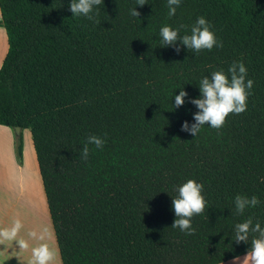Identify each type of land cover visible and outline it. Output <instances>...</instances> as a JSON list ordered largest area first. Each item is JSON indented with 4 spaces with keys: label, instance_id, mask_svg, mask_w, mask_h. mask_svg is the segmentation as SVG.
<instances>
[{
    "label": "trees",
    "instance_id": "1",
    "mask_svg": "<svg viewBox=\"0 0 264 264\" xmlns=\"http://www.w3.org/2000/svg\"><path fill=\"white\" fill-rule=\"evenodd\" d=\"M68 3L0 0V125L30 132L61 263L220 264L246 254L233 226L264 223V0H181L171 17L166 0H102L91 20ZM198 16L221 47L162 45V25H184L183 35ZM234 60L253 81L246 110L219 129L182 131L200 78ZM181 87L188 96L174 107ZM89 135L105 144L83 160ZM188 179L207 201L191 234L171 227V198ZM236 194L261 203L236 214Z\"/></svg>",
    "mask_w": 264,
    "mask_h": 264
},
{
    "label": "clouds",
    "instance_id": "2",
    "mask_svg": "<svg viewBox=\"0 0 264 264\" xmlns=\"http://www.w3.org/2000/svg\"><path fill=\"white\" fill-rule=\"evenodd\" d=\"M101 3L102 0H69L68 9L72 16H84L91 20L94 19L95 6ZM144 4H146V0H138L137 6ZM180 4L181 0H166L169 17L175 15ZM130 14L137 18L139 13L136 11V7L130 9ZM183 27L185 26L162 25L159 29L162 45L175 46L177 51L183 46L194 52H199L202 49L211 50L213 46L217 48L222 46L221 41L212 31L210 22L204 16H198L192 24L190 32L181 35L180 29ZM246 77L247 68L240 60L232 61L227 71L218 69L201 77L198 86L199 95L189 98L188 101L195 106L197 111L192 113L191 121L181 123V130L196 136L206 122L208 127L219 129L229 113L238 114L245 111L247 108L246 100L251 94L250 90L253 85L252 79H246ZM178 89V93L172 97L174 107L182 106L188 96L183 87ZM104 144L105 139L102 136H87L85 143L80 148L81 158L83 160L88 159L89 145L100 149ZM176 193V196L171 198V208L174 213L171 227L179 228L181 232L191 234L195 231L192 227V217L204 211L207 203L203 194V185L196 180L188 179L177 186ZM260 203L261 200L256 195L236 194L233 197L236 214H243L246 209L257 207ZM21 227L20 220L16 219L12 222L11 227L0 229V236L7 239L14 238ZM233 233V241L245 242L249 245L242 264H264V223L259 219L254 221L252 216H248L233 226ZM250 234L255 235L252 236L249 244ZM30 235L36 236L35 233H30ZM36 239L42 240L43 236H36ZM20 244L27 246L24 241H21ZM51 255L45 243H40L32 248L33 264H47ZM237 259L234 257L233 261Z\"/></svg>",
    "mask_w": 264,
    "mask_h": 264
},
{
    "label": "crops",
    "instance_id": "3",
    "mask_svg": "<svg viewBox=\"0 0 264 264\" xmlns=\"http://www.w3.org/2000/svg\"><path fill=\"white\" fill-rule=\"evenodd\" d=\"M7 48L6 32L0 26V67ZM22 132L23 130H20V136ZM15 138L13 128L0 125V229L11 227L12 222L16 219H19L22 225L14 238L7 239L0 236V264H33V247L40 243H45L48 249L51 250L50 244L54 248H57V245L55 237H53L54 232L51 221L46 223L51 226L49 230L50 232L52 230L53 236L51 233L49 239L44 233L46 229L45 216L43 214V211L45 212V195L41 178L37 171V162L35 163L34 161L32 164L29 161V155L22 148V143L20 144V155L17 154L18 144ZM32 152L34 154L32 157L36 160L35 153L34 151ZM29 180L33 182L31 193H29L27 188ZM39 223H41L40 226L43 228L41 233L38 229ZM30 233H35L36 236H43V239L38 240L36 236L30 235ZM21 241H24L27 246H21ZM56 250L59 258V263L57 261L56 264H62L58 248ZM244 256L245 254L236 257L238 258L236 261L231 259L220 264H242Z\"/></svg>",
    "mask_w": 264,
    "mask_h": 264
},
{
    "label": "rangeland",
    "instance_id": "4",
    "mask_svg": "<svg viewBox=\"0 0 264 264\" xmlns=\"http://www.w3.org/2000/svg\"><path fill=\"white\" fill-rule=\"evenodd\" d=\"M14 134L16 136V138H15L16 143L18 145L22 143V148H24V151L25 150L27 151V155H29V161L32 164L34 163V161L36 163L35 158L32 157V155H34L32 151H34V150H33L32 144H31V138H30L29 130L23 129L22 135L20 137H17V134L15 133V131H14ZM17 154H18V152H17ZM34 165H36V164H34ZM37 171H38V168H37ZM35 172H36V170H35ZM32 187H33V182L29 180V183L27 184V188L29 190V193H31L30 190H31ZM39 195H40V192H39ZM39 198H41V196H39ZM44 203H45V212L43 211V214L45 216V228H46L44 233L46 234V237H48L50 239L49 235H51V233H52V236H53V232H52V230L50 232L49 229H51V226L50 225L48 226V224L46 223V222L50 223V219H49V216H48V211H47L45 199H44ZM38 225H39L38 226L39 232L41 233V231H43V228H42V226H40L41 223H39ZM50 246H51V250H49V251L51 252L52 255L54 254L53 255L54 257L51 255V258H50L49 261H47V264H52V261H53V264H56L57 261L59 263V258L57 256V250H56L57 248H54V246L52 247V244H50Z\"/></svg>",
    "mask_w": 264,
    "mask_h": 264
},
{
    "label": "water",
    "instance_id": "5",
    "mask_svg": "<svg viewBox=\"0 0 264 264\" xmlns=\"http://www.w3.org/2000/svg\"><path fill=\"white\" fill-rule=\"evenodd\" d=\"M14 129V131H15V133L18 135L19 133H20V128L19 127H15V128H13Z\"/></svg>",
    "mask_w": 264,
    "mask_h": 264
}]
</instances>
